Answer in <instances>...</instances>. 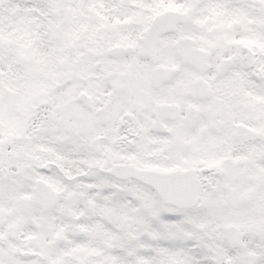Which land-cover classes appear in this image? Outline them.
Segmentation results:
<instances>
[{
  "label": "snow or ice",
  "instance_id": "1",
  "mask_svg": "<svg viewBox=\"0 0 264 264\" xmlns=\"http://www.w3.org/2000/svg\"><path fill=\"white\" fill-rule=\"evenodd\" d=\"M0 264H264V0H0Z\"/></svg>",
  "mask_w": 264,
  "mask_h": 264
}]
</instances>
